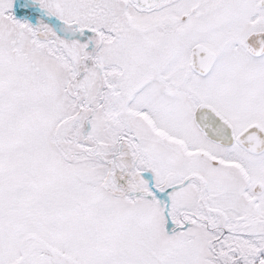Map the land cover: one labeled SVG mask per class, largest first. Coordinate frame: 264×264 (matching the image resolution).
<instances>
[{
    "label": "snow or ice",
    "instance_id": "obj_1",
    "mask_svg": "<svg viewBox=\"0 0 264 264\" xmlns=\"http://www.w3.org/2000/svg\"><path fill=\"white\" fill-rule=\"evenodd\" d=\"M0 264H264V0H0Z\"/></svg>",
    "mask_w": 264,
    "mask_h": 264
}]
</instances>
